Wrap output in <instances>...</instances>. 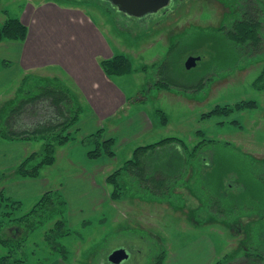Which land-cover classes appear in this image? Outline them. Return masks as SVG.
I'll return each mask as SVG.
<instances>
[{"label":"rangeland","instance_id":"rangeland-1","mask_svg":"<svg viewBox=\"0 0 264 264\" xmlns=\"http://www.w3.org/2000/svg\"><path fill=\"white\" fill-rule=\"evenodd\" d=\"M51 4L71 11L80 9L102 24L114 54L131 59L133 72L118 80L128 95V104L118 111L119 116L146 97L151 115L161 109L168 116L167 125L157 127L153 138L177 137L192 146L206 140L197 150L199 168L189 167L193 178L182 173L178 181L182 183L171 185L174 189L165 195H157L160 200L151 201L154 196L148 193L144 195L148 201L127 200L118 204L120 207L108 202L98 214L87 217L89 224L84 225V220L69 223L74 232L62 239L69 249L67 260L54 253L45 239L58 217L43 222L40 212L29 214L45 192L61 190L72 172L65 159L43 167L40 178L44 190L38 194L15 196V183L25 177L14 167H0V172H5L0 192L3 189L22 201L15 209L0 206V237L4 239L0 240V257L11 250L9 260L17 258L19 264H113L107 260L110 252L137 246L135 252L140 249L142 254L136 253L135 259L123 264H155L163 253L164 264H264V89L254 86L264 70V0H173L167 13L144 21L130 19L102 0H0V23L10 17L30 18L31 10L41 12ZM245 13L259 34L258 41L249 45L233 26ZM43 14V18L50 16ZM191 56L200 59L196 66L187 68ZM58 80L33 75L27 86L35 96L41 88L63 86ZM51 93L40 94L39 103L31 107L33 115L38 114L39 128L47 126L42 117L56 114L53 101L47 99ZM67 93L60 92L61 98L55 100L64 110L59 112L65 113L59 123L66 122V108L75 111L82 106L75 89ZM62 96L72 98L70 103L63 101L66 108ZM245 100H255L258 106L236 110L230 116L202 117L217 105L233 106ZM2 104L0 98L1 132L5 127ZM18 106L15 100L8 109ZM145 138L135 144H147L150 139ZM32 141L31 152L42 153L44 141ZM125 153L126 147L118 153L121 165ZM171 157L164 156L161 165L171 168L176 161ZM119 179L126 187L123 177ZM79 203L78 199L74 204L71 201L74 208ZM9 211L12 213L6 214ZM30 223L37 225L32 231Z\"/></svg>","mask_w":264,"mask_h":264},{"label":"crops","instance_id":"crops-1","mask_svg":"<svg viewBox=\"0 0 264 264\" xmlns=\"http://www.w3.org/2000/svg\"><path fill=\"white\" fill-rule=\"evenodd\" d=\"M41 12L31 10L30 18L20 17L29 27L28 37L24 41L0 42V59L11 63L7 67L0 68L2 122L10 136L20 137L42 131L36 119L38 114L33 115L31 112V107L37 104L38 95L34 96L32 87L27 86L28 82H26L33 75L59 79L65 88L75 89L82 99L80 118L76 127L73 128H78V139L57 147L55 162L57 164L63 157L64 164L72 171L60 186L69 204L67 208L69 223L83 221L89 215L98 214L100 211L97 210L101 208L102 211L103 206L108 202L120 207L118 204L127 200L148 201L150 198L144 196L148 193L154 196L151 201L160 200L157 195H165L174 189V186L170 189L171 185L182 183V181L178 182L182 173L193 178L189 167L193 164L195 168H199L198 144L192 146L187 143L184 145L180 142H172L137 152L139 147L164 139H155L152 134L157 127H165L167 124L160 123L157 114L151 115L152 111L146 108L147 98L143 95L144 100L139 98L142 100L136 102V106L119 116L118 111L128 104V95L118 81L122 76H108L101 66L104 58L115 55L102 24L95 23L80 9L71 11L69 8L51 4L47 9L43 8ZM44 12L46 15L50 14L49 18H43ZM70 83L73 84L72 87ZM23 85L27 90L26 97L21 100L18 107L8 109L10 102L18 101L19 90ZM60 92L64 93L59 87L56 92L59 99ZM67 94L69 95V92ZM140 95H137L136 99ZM62 99L63 106V101L72 102L70 96L68 98L62 96ZM53 103L56 114L43 118L44 121H48L46 129L57 126L59 119L65 118V113L59 112L62 108L55 104V100ZM66 109L67 117L69 111ZM101 127L104 128L105 139L111 137L116 139L114 146L116 154L113 157L104 155L97 159H90L87 156L90 147L84 145L81 139ZM143 137L150 139L147 144H135V141L141 143ZM32 142V140L4 138L0 130V167L2 169L16 168L26 156L32 153ZM125 147V162L131 159L135 162L119 176L123 177V183L126 184L125 187L119 179L125 194L121 199L113 200L111 199L113 187L108 183L107 177L124 165L125 162L122 165L119 162L118 153ZM167 155L176 159L171 168L161 165L162 158ZM194 156L195 159H193ZM202 164L211 165L210 162ZM124 172H127L126 175H123ZM197 177L199 178V171ZM19 180L15 183L17 185L15 193L13 192L15 196L27 193L38 194L44 190L41 188L43 179L40 177ZM76 199L80 203L74 208ZM171 199L174 197L172 196ZM71 201H73L72 205ZM177 258H181V255Z\"/></svg>","mask_w":264,"mask_h":264},{"label":"trees","instance_id":"trees-1","mask_svg":"<svg viewBox=\"0 0 264 264\" xmlns=\"http://www.w3.org/2000/svg\"><path fill=\"white\" fill-rule=\"evenodd\" d=\"M246 14L247 13L243 14L241 20H237L236 22H234L233 26L236 29L235 31L239 32L240 38L244 39V41L246 42L245 44L249 45L250 43H254L258 41L259 34L257 33L258 28L255 25V23L252 21V19H250L248 15L244 17V15ZM257 21L258 20L255 19V22ZM28 33H29L28 25L25 24L19 17H10L6 19L5 22L0 23V42L4 40L24 41L28 37ZM259 39L261 38L259 37ZM10 64H11L10 61L5 59H0V68L7 67ZM101 66L104 72L108 76H123L133 72L132 61L125 54H115L112 57L104 58L101 61ZM254 86L260 90L264 89V70L256 78L254 82ZM58 88L59 87H53V88L51 87L48 89L41 88L42 92L40 94L42 95L45 92L47 93L53 92L51 93L50 96L47 95V99L53 101L59 99L58 95L56 94ZM60 88L64 92H69V89L65 88L64 86H60ZM44 90L46 91L43 92ZM25 94H26V88L25 85H23L19 90V98L17 101L19 102V104L21 100L26 97ZM40 94H38V96H40ZM257 106L258 105L255 100L241 101L233 106L217 105L210 112L203 113L202 117L206 118V117H212L215 115H222V114L230 116L236 110L241 111L248 108H256ZM156 112H157L156 113L157 116L160 117L162 124L166 125L168 123V116L166 115V113L161 109H158ZM80 114H81V107H78V109L75 111H69L68 116L66 117V122L58 123L57 126H54L50 129H46L47 127L46 126L44 127V129L41 128L40 130L42 131H40L39 133L26 134L20 137L10 136L7 128L4 127L2 130V136L4 138L44 141L43 152L39 153L34 151L30 153L28 156H26L17 165L16 167L17 174L25 178H38L40 177L44 166L54 164L56 162L57 146L65 145L71 141H75L78 139L77 137L78 128L75 129L73 128L76 127L80 118ZM44 117H42V119ZM232 122H234L238 126L240 125L237 120H233ZM205 140L206 139H204V141ZM81 142L84 145L90 147L87 152V156L90 159H97L104 155L113 157L116 154V151L114 150L116 139L113 137L105 139L103 127L99 128L97 131L82 138ZM172 142H180L181 144L185 145V142L180 138L167 137L157 143L139 147L137 152L141 150H147L149 148H154L160 144H166ZM202 142L198 144V148H200ZM134 162H135L134 159L128 160L124 163L122 167L117 168L108 175L107 181L113 187L111 193V199L119 200L125 194L124 189L120 185L119 176L122 174L123 171L128 169L129 165H131ZM4 177H5V172H0V182ZM21 204H22L21 200L14 199L10 195H7L3 189L1 190L0 206L7 208H9V206H12L15 209L21 206ZM67 208H68V201L66 197L63 195L61 190L55 189L45 192L29 213V214H35L37 212H40L41 214L44 215L43 222H46L48 219L52 220L58 217L53 225V228L45 235V239L48 245L50 246L51 250L54 253L60 255L64 260H67L69 258V249L62 242V239L64 237L72 235L74 232L69 224V219L66 214ZM11 213H12L11 211L6 212V214H11ZM24 217L25 215L20 217L19 219H16V221H20ZM89 223L90 222L87 220L83 221L84 225ZM28 226H29V231H32L34 228L37 227V225L33 223H30ZM0 240H2L3 242L4 239L0 237ZM12 257H13V252L10 250L8 251L7 254L2 255L0 257V264H19V260L17 258L12 261L9 260ZM164 261H165V253H163L159 257L158 261L155 264H164Z\"/></svg>","mask_w":264,"mask_h":264},{"label":"water","instance_id":"water-1","mask_svg":"<svg viewBox=\"0 0 264 264\" xmlns=\"http://www.w3.org/2000/svg\"><path fill=\"white\" fill-rule=\"evenodd\" d=\"M109 2L116 10L128 17L138 19L151 14H157L164 8H169L173 0H104ZM199 56H191L186 61L187 68L197 65ZM130 252L126 247H120L108 254V260L113 264H122L130 258Z\"/></svg>","mask_w":264,"mask_h":264},{"label":"flooded vegetation","instance_id":"flooded-vegetation-1","mask_svg":"<svg viewBox=\"0 0 264 264\" xmlns=\"http://www.w3.org/2000/svg\"><path fill=\"white\" fill-rule=\"evenodd\" d=\"M102 2L103 3H105V4H107V5H109V6H111L112 8H114L115 10H116V8L114 7V6H112L109 2H107V1H104V0H102ZM169 11V8H164V9H162L160 12H158L157 14H151V15H148V16H146L145 18H142V19H138V18H136V17H130V19L132 18V19H135V20H138V21H144V20H149V19H151V18H156L155 16H157V15H159L161 12L162 13H167ZM118 13H120V12H118ZM120 14H123V13H120ZM124 15V14H123ZM124 16H126V15H124ZM128 17V16H127ZM122 247H126L128 250H129V252H130V258L128 259V260H130L131 258H136L137 257V254L139 255L140 253L142 254V251L140 250V249H138V253H137V251L135 252V247H137V246H135V247H133V248H130L129 246H122ZM137 253V254H136ZM135 254H136V256H135ZM107 260H108V256H107ZM128 260H126V261H128ZM125 261V262H126ZM124 263V262H123ZM122 263V264H123Z\"/></svg>","mask_w":264,"mask_h":264}]
</instances>
